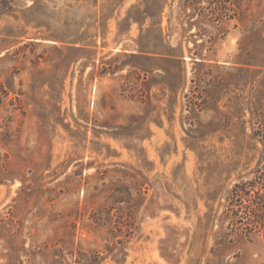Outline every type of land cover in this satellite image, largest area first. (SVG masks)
Listing matches in <instances>:
<instances>
[{
	"label": "rangeland",
	"instance_id": "374dc122",
	"mask_svg": "<svg viewBox=\"0 0 264 264\" xmlns=\"http://www.w3.org/2000/svg\"><path fill=\"white\" fill-rule=\"evenodd\" d=\"M262 171L264 0H0V264H264Z\"/></svg>",
	"mask_w": 264,
	"mask_h": 264
},
{
	"label": "trees",
	"instance_id": "16d2710c",
	"mask_svg": "<svg viewBox=\"0 0 264 264\" xmlns=\"http://www.w3.org/2000/svg\"><path fill=\"white\" fill-rule=\"evenodd\" d=\"M264 184V171L261 172V174L257 177V179L253 182H250L248 184H240L236 186L235 194H238L239 192L246 193L248 186H252L256 188L258 184ZM241 190V191H240ZM256 200V205L258 207V210H261L264 205V194H260V192H257V194L254 197ZM250 201V200H249Z\"/></svg>",
	"mask_w": 264,
	"mask_h": 264
},
{
	"label": "bare ground",
	"instance_id": "6f19581e",
	"mask_svg": "<svg viewBox=\"0 0 264 264\" xmlns=\"http://www.w3.org/2000/svg\"><path fill=\"white\" fill-rule=\"evenodd\" d=\"M179 234H181V232H180ZM181 235H183V234H181ZM177 236H178V234H177ZM178 237H179V236H178ZM183 239H184V238H183ZM179 242H180V241H179ZM181 242H182V241H181ZM182 243H183V242H182ZM176 245H177V243H176ZM180 245H181V244H180ZM180 245H179V246H180ZM179 246H178V247H179ZM178 250H179V249H178ZM179 253H180V252H179ZM173 255H174V254H173ZM177 260H178V259H177Z\"/></svg>",
	"mask_w": 264,
	"mask_h": 264
}]
</instances>
